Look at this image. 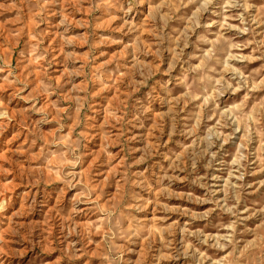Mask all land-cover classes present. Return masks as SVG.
I'll return each mask as SVG.
<instances>
[{"label":"rangeland","instance_id":"obj_1","mask_svg":"<svg viewBox=\"0 0 264 264\" xmlns=\"http://www.w3.org/2000/svg\"><path fill=\"white\" fill-rule=\"evenodd\" d=\"M0 264H264V0H0Z\"/></svg>","mask_w":264,"mask_h":264}]
</instances>
